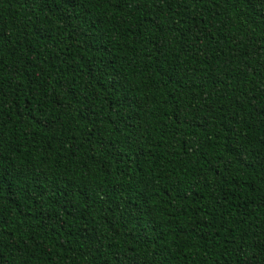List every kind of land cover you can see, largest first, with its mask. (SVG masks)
Instances as JSON below:
<instances>
[{"label": "trees", "instance_id": "1", "mask_svg": "<svg viewBox=\"0 0 264 264\" xmlns=\"http://www.w3.org/2000/svg\"><path fill=\"white\" fill-rule=\"evenodd\" d=\"M0 264H264V0H0Z\"/></svg>", "mask_w": 264, "mask_h": 264}]
</instances>
